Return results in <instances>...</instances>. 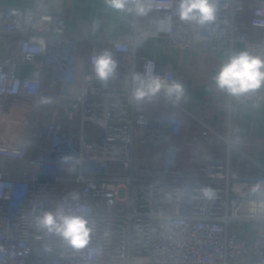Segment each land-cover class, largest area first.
Segmentation results:
<instances>
[{"label": "built area", "instance_id": "built-area-1", "mask_svg": "<svg viewBox=\"0 0 264 264\" xmlns=\"http://www.w3.org/2000/svg\"><path fill=\"white\" fill-rule=\"evenodd\" d=\"M36 1L26 8L0 6V35L16 39L0 58V165L15 161L33 169L10 178L0 168V264H264V164L245 151L239 124L231 123L226 134L203 123L185 133L181 117L151 116L145 102L131 99L134 72L177 80L172 63L139 55V40L201 49L221 64L234 43L264 52V0H219L216 25L204 28L173 15L171 29L161 30L159 21L171 9L128 14V33L107 48L118 61L107 82L91 72V57L104 49L93 44L85 67L77 53L86 39L48 12L45 0ZM21 66L36 72L21 75ZM44 74L51 92L57 84L62 90L50 119L30 135L43 144L7 140V109L22 98L39 102ZM251 101H264V88L231 96V108L238 112ZM168 143L201 151L223 143L226 154L210 153L205 164L182 171L148 166L140 146ZM236 155L258 172L241 173L233 165ZM205 187L212 198L203 195ZM72 193L79 201L68 199ZM61 203L90 218L87 248L72 250L35 227L36 214Z\"/></svg>", "mask_w": 264, "mask_h": 264}, {"label": "crops", "instance_id": "crops-1", "mask_svg": "<svg viewBox=\"0 0 264 264\" xmlns=\"http://www.w3.org/2000/svg\"><path fill=\"white\" fill-rule=\"evenodd\" d=\"M36 4V0H0V6L15 8H26ZM44 7L51 14L63 18L70 32L86 39L80 43L77 53L78 59L85 67L93 44L107 49L120 41L129 31L128 24L124 21L128 14L107 8L104 0H45ZM15 40L13 36L0 35V58L14 46ZM232 48L234 52L244 50L242 43H234ZM138 51L139 55L156 59L160 63H172L177 71V80L185 85L186 90L185 98L179 103L166 100L163 95L153 98L151 102H145L144 110L147 114L181 117L185 133L198 132L203 123L219 133L226 134L231 123H238L241 127V139L247 143L245 151L264 164V101H251L240 111H233L231 96L216 90L212 81L214 73L221 65L215 57L201 49H172L164 39H141ZM35 72L31 66L19 68V73L24 76H33ZM61 90V85L57 84L56 90L51 92L44 74V91L39 102L34 103L22 98L14 100L7 109L2 128L5 138L13 142L26 140L34 147L42 145L43 143H38L30 135L36 131L40 123L50 119L53 109L57 106L54 96ZM73 90L77 91V87ZM20 124L23 131L19 134L21 138L19 136L16 138L12 126L15 128ZM66 129L68 130L69 126ZM171 145L164 148L163 159H159V162L164 160V163H161L163 166L174 161L176 167L178 164L183 165V162L186 163V167H197L206 163L204 157L210 153L215 152L221 156L226 154L223 143L214 149L204 151L199 150L198 145L179 149ZM233 165L246 175L258 172L257 167L238 155L234 156ZM0 168L10 178L33 171L15 161H7L0 165Z\"/></svg>", "mask_w": 264, "mask_h": 264}, {"label": "clouds", "instance_id": "clouds-1", "mask_svg": "<svg viewBox=\"0 0 264 264\" xmlns=\"http://www.w3.org/2000/svg\"><path fill=\"white\" fill-rule=\"evenodd\" d=\"M104 3L109 9L136 17H145L154 10L171 9L167 19L159 21L161 30L165 25L171 29L173 15L184 24L213 27L220 11L219 0H104ZM117 66L114 53L108 49L91 57V72L101 82L112 78ZM131 79V99L137 104L151 102L162 92L174 103H179L186 95L185 85L176 79L168 80L155 73L144 76L138 72H134ZM212 81L216 90L234 97L264 88V52L240 50L229 54L214 73ZM201 191L208 198L214 195L210 187ZM68 199L79 201V195L72 193ZM34 223L41 232L58 238L63 245L75 251L87 248L92 240L90 218L62 203L54 210L40 211L34 216Z\"/></svg>", "mask_w": 264, "mask_h": 264}, {"label": "rangeland", "instance_id": "rangeland-1", "mask_svg": "<svg viewBox=\"0 0 264 264\" xmlns=\"http://www.w3.org/2000/svg\"><path fill=\"white\" fill-rule=\"evenodd\" d=\"M14 129V132H15V135L17 136L16 138H18V136L20 137V132L23 131V126L20 124L18 126H15L14 128V125L12 126ZM10 133V132H9ZM8 134V133H7ZM87 134H89V130H87ZM100 136V132H98L96 134V137L99 138ZM21 138V137H20ZM170 143L168 144H159V145H141L139 150H140V153L141 155L145 158V160L147 161V164L152 166V167H156V168H159V167H166V166H169L168 169L169 170H172V171H180V170H184L185 168H187L185 165L186 163L183 162L181 164H178V166H174L176 165L174 163V161L172 163H170L169 165H165L164 166L162 165L164 163V160H161L159 162V159H163V154H164V150L166 149L167 146H169ZM173 145V144H172ZM171 145V146H172ZM175 146V145H173ZM176 147V146H175ZM165 148V149H164ZM168 148V147H167ZM185 161H186V157H185ZM162 163V164H161ZM190 166V165H188ZM51 172H54L53 170Z\"/></svg>", "mask_w": 264, "mask_h": 264}]
</instances>
